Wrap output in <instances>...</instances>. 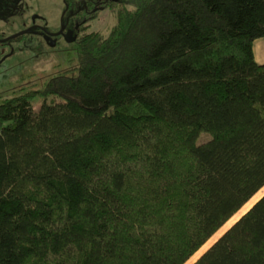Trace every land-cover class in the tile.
<instances>
[{"label":"trees","instance_id":"16d2710c","mask_svg":"<svg viewBox=\"0 0 264 264\" xmlns=\"http://www.w3.org/2000/svg\"><path fill=\"white\" fill-rule=\"evenodd\" d=\"M104 8L0 93V264H186L264 188V0ZM194 264H264V195Z\"/></svg>","mask_w":264,"mask_h":264},{"label":"rangeland","instance_id":"374dc122","mask_svg":"<svg viewBox=\"0 0 264 264\" xmlns=\"http://www.w3.org/2000/svg\"><path fill=\"white\" fill-rule=\"evenodd\" d=\"M63 1L64 0H21L19 6L10 7L11 10L6 16L4 23L0 21V28L3 29L4 35H7V33L13 34L14 32L20 31L26 24H29L35 16L40 18L43 24L46 23L52 27L58 26L62 13L61 8L63 6ZM11 2L14 1L12 0ZM115 22L116 15L106 9L101 11L99 16L92 21L91 28L88 32L92 31L108 34ZM23 51L24 52L17 53L12 58L8 59L15 67L8 66V68L2 71V67L0 66V92H4V95L9 96L10 92L6 91L10 89L20 87L31 89L35 87L34 84L36 79L43 81L52 73L64 71L75 66L78 60L76 48L65 42L56 47L55 50L44 54H40L41 51L39 52V49L35 51V55L26 49ZM208 138H210L208 134H202L199 142L202 143ZM263 195L264 188L186 264H194L203 253H205L216 240L236 223Z\"/></svg>","mask_w":264,"mask_h":264},{"label":"flooded vegetation","instance_id":"af4514ba","mask_svg":"<svg viewBox=\"0 0 264 264\" xmlns=\"http://www.w3.org/2000/svg\"><path fill=\"white\" fill-rule=\"evenodd\" d=\"M11 1L0 0V21L3 23L11 10L10 7L19 6L21 3V0ZM107 2L110 0H64L58 26L52 27L46 23L43 24L42 20L35 16L29 24H26L20 31H13V34L4 35L3 29L0 28V66L2 71L8 66L15 67L8 59L17 53L24 52V49L35 55V51L38 49L39 52L41 51L40 54H44L55 50L64 42L68 45L76 44L79 36L90 30L92 21L95 20L92 19L95 13L100 14L101 11L106 10L104 4ZM52 43L54 46H51ZM14 90L10 89L7 92Z\"/></svg>","mask_w":264,"mask_h":264},{"label":"crops","instance_id":"0c3cea01","mask_svg":"<svg viewBox=\"0 0 264 264\" xmlns=\"http://www.w3.org/2000/svg\"><path fill=\"white\" fill-rule=\"evenodd\" d=\"M254 55L258 63L264 64V38L254 42Z\"/></svg>","mask_w":264,"mask_h":264},{"label":"water","instance_id":"95a60500","mask_svg":"<svg viewBox=\"0 0 264 264\" xmlns=\"http://www.w3.org/2000/svg\"><path fill=\"white\" fill-rule=\"evenodd\" d=\"M21 34H23V33H21ZM21 34H20V35H21ZM51 46H54V44L52 43Z\"/></svg>","mask_w":264,"mask_h":264}]
</instances>
